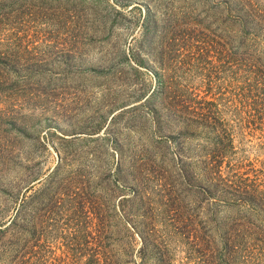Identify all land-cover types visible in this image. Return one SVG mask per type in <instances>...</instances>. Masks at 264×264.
<instances>
[{"label": "rangeland", "instance_id": "rangeland-1", "mask_svg": "<svg viewBox=\"0 0 264 264\" xmlns=\"http://www.w3.org/2000/svg\"><path fill=\"white\" fill-rule=\"evenodd\" d=\"M0 9V242L19 240L15 260L263 263L242 251L224 263L202 244L206 218L229 212L201 189V144L215 134L187 137L169 114L217 109L231 165L264 184L263 84L247 60L233 63L246 49L218 0H0ZM15 260L0 254V264Z\"/></svg>", "mask_w": 264, "mask_h": 264}, {"label": "trees", "instance_id": "trees-1", "mask_svg": "<svg viewBox=\"0 0 264 264\" xmlns=\"http://www.w3.org/2000/svg\"><path fill=\"white\" fill-rule=\"evenodd\" d=\"M218 8L229 19L230 28L238 31L241 47L246 49V57L235 59L234 64L244 65L248 62V72L251 78L261 82L264 89V0H218ZM3 12L0 9V14ZM234 24L239 28L235 29ZM8 50L7 44L0 40V94L7 86ZM1 100L4 98L0 97ZM173 107L170 116L182 124L186 136H199L203 141L213 140L201 144L199 154L201 189L204 198L212 204L229 209L227 214L220 218L216 215L206 218V231H203L202 244L212 253L214 258L222 261L229 260L234 253L243 252L244 257L264 264V184L257 180V176L250 177L245 172H239L231 165L230 157L233 144L223 143V138H229L225 127L217 129L219 113L217 109L203 110L201 107ZM231 142V136H230ZM200 144V143H199ZM226 161L225 171L222 168ZM231 209V210H230ZM212 210V214H213ZM141 232L143 246H150L153 241L148 234ZM19 240L8 239L0 242V254L13 262L21 253ZM156 244L155 242L152 245ZM151 245V246H152ZM160 253L162 251L154 245ZM166 250V249H165ZM96 254V251L94 252ZM105 255L102 264H116L111 257ZM7 257V256H6ZM162 258L163 264L164 257ZM226 261L224 263H227ZM15 260L13 264H20Z\"/></svg>", "mask_w": 264, "mask_h": 264}]
</instances>
